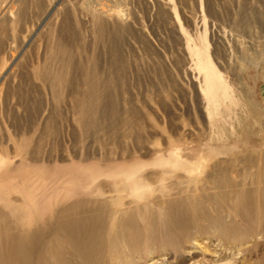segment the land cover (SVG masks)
I'll use <instances>...</instances> for the list:
<instances>
[{"label":"rangeland","instance_id":"obj_1","mask_svg":"<svg viewBox=\"0 0 264 264\" xmlns=\"http://www.w3.org/2000/svg\"><path fill=\"white\" fill-rule=\"evenodd\" d=\"M0 264H264V0H0Z\"/></svg>","mask_w":264,"mask_h":264}]
</instances>
